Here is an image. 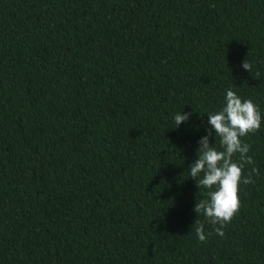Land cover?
Masks as SVG:
<instances>
[{"label":"trees","instance_id":"trees-1","mask_svg":"<svg viewBox=\"0 0 264 264\" xmlns=\"http://www.w3.org/2000/svg\"><path fill=\"white\" fill-rule=\"evenodd\" d=\"M229 87L262 122L221 237L188 166ZM0 264H264V0H0Z\"/></svg>","mask_w":264,"mask_h":264},{"label":"clouds","instance_id":"clouds-1","mask_svg":"<svg viewBox=\"0 0 264 264\" xmlns=\"http://www.w3.org/2000/svg\"><path fill=\"white\" fill-rule=\"evenodd\" d=\"M241 67L250 73L253 69L246 58L241 62ZM191 115V112L176 113L175 127L187 122ZM261 122L262 116L257 105L251 99H242L231 87L227 88L220 109L207 113L209 127L198 140L196 158L188 166L189 176L196 180L197 186L208 189L207 198L196 200L193 210L196 215H203L209 224L216 226L213 230L221 237L224 227L241 207L238 196L240 183H254L252 175L257 173L253 167L249 175H243L245 166L254 165V161L248 155L250 145L241 138L259 131ZM213 134L214 138H219L218 147L210 142ZM237 155L238 159L234 160L233 157ZM195 224L198 240L206 241L204 224L200 221H195Z\"/></svg>","mask_w":264,"mask_h":264}]
</instances>
